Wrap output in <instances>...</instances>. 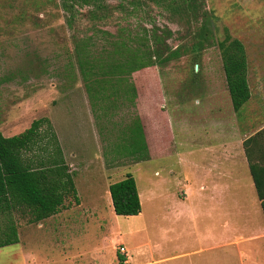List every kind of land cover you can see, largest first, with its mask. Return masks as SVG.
I'll list each match as a JSON object with an SVG mask.
<instances>
[{
  "label": "rangeland",
  "instance_id": "rangeland-1",
  "mask_svg": "<svg viewBox=\"0 0 264 264\" xmlns=\"http://www.w3.org/2000/svg\"><path fill=\"white\" fill-rule=\"evenodd\" d=\"M200 26L214 43L195 53L190 45ZM154 29L169 32L166 44L182 52L177 60L155 68L160 99L144 97L146 92L132 98L122 84L120 89H84L78 65L97 66L98 58L140 47L136 38ZM223 29L245 52L250 96L235 113L215 44L223 38ZM142 115L148 117L146 134L151 136L148 149L136 152L137 147L128 144L129 126ZM41 118L55 132L81 203L93 192L105 193L109 200L106 183L125 173L135 181L140 215L116 216L109 207L98 220L102 231L90 223L85 239L76 238L83 244L100 243L105 258H111L120 241L117 231L138 228L143 229L139 236L150 235L146 190L152 180H168L173 190L192 181L190 186L196 188L195 180H204L206 172L211 180L209 171L225 169L223 179L233 181L230 191L237 194L233 217L238 221L242 205L256 202L240 144L264 132V0H0V134L17 135ZM217 130L218 144L232 140L230 155L215 148ZM144 138L139 136L138 143ZM258 214L262 222L259 209ZM25 219L15 216L19 227L26 225ZM207 224L203 218L197 221V226ZM12 248H3L0 257ZM230 248L179 264H264V238L240 244V256Z\"/></svg>",
  "mask_w": 264,
  "mask_h": 264
},
{
  "label": "crops",
  "instance_id": "crops-1",
  "mask_svg": "<svg viewBox=\"0 0 264 264\" xmlns=\"http://www.w3.org/2000/svg\"><path fill=\"white\" fill-rule=\"evenodd\" d=\"M91 86L88 85V87ZM84 89L86 90L87 87ZM151 90H147L144 97L156 95ZM157 98L160 99L161 96ZM139 121L142 122L139 125L140 128L145 129L143 142L138 143L139 136L133 134H131V141H128L129 145L137 147L136 152L148 149V138L151 136V132L146 134L148 117L144 115L134 119V122L133 120L130 122L131 131L134 132L135 128L139 127L137 125ZM219 135L217 130L214 133L217 144L215 148L220 150L221 155H230L231 152H234L228 149L232 140L228 138L218 144ZM257 139L259 142V163L264 165V132H259ZM242 142L240 147L245 158ZM62 154L65 160L63 151ZM132 154L135 155L134 152ZM133 158L143 159L136 156ZM229 167L230 164L227 165V168ZM209 173L211 180H208L206 172L204 180H195L196 188L190 186V183L194 185L192 181L188 182V185L184 183L180 189L173 190L169 188L168 180H152L146 190L148 215L149 213L151 215L147 226V229L150 230L147 232H150V235L147 233L146 237L139 236L143 229L138 228H125V231H117L120 241L114 244L113 255L108 259L105 258V251L100 249L102 248L100 243L83 244V241H79L81 239L76 238L83 236L82 239H85L90 223L97 224L93 227L102 231L98 220L103 218L102 215L106 211H109L110 198L107 200L105 193L101 195V192H93L88 196V202L81 203L74 185L78 203L74 205L72 202L70 204L66 201L64 202L66 207L60 209L55 215L37 224L18 227V242L3 247L14 248L4 252V256L0 257V264H114L113 260L116 264H120L121 261L124 262L122 264H179V260L229 247L234 255L240 256V244L253 243L264 238V222L263 218L261 222L258 214V209L260 211L259 201L256 198V202L251 203L252 205L250 203L247 206L242 205V218L235 222L233 211L238 208V205L234 203L237 194L230 191V184L233 181L223 179L227 175L225 169L217 168L214 173L210 171ZM109 184L110 182L106 183L104 191L107 190ZM139 203H141L140 198ZM140 214L141 209L135 216ZM201 218L207 220L208 224L197 226V221ZM126 237H130L132 240L128 242L125 240ZM75 240L79 243L76 244ZM118 247H123V254L118 253ZM3 248H0V253ZM127 252H131V256H128Z\"/></svg>",
  "mask_w": 264,
  "mask_h": 264
},
{
  "label": "trees",
  "instance_id": "trees-1",
  "mask_svg": "<svg viewBox=\"0 0 264 264\" xmlns=\"http://www.w3.org/2000/svg\"><path fill=\"white\" fill-rule=\"evenodd\" d=\"M169 34H158L155 29L150 34L144 32L136 38L140 47L133 50L125 48L123 53L98 58L97 66L78 65L83 86H119L117 88L120 89L122 84L123 92L131 93L132 98L137 94L145 95L151 89L160 97L157 91L160 88L159 76L155 68L164 67L182 56L178 46L171 48L166 44L165 36ZM194 37L190 48L195 53L214 43L203 26L198 28ZM215 44L230 107L235 113L250 96L244 48L237 39L230 37L226 29H223V38ZM118 45L124 47L125 44L121 42ZM144 133L145 129L142 130L140 126L131 131V134L138 136ZM258 135L245 139L242 147L264 222V165L259 163ZM107 191L114 215L131 217L140 212L135 181L129 173L110 183ZM65 199H70L74 205L78 203L72 172L68 169L49 121L42 118L33 120L26 129L11 137L0 134V216L3 218L0 248L18 242L19 224L15 216H25L26 224H37L64 209Z\"/></svg>",
  "mask_w": 264,
  "mask_h": 264
},
{
  "label": "built area",
  "instance_id": "built-area-1",
  "mask_svg": "<svg viewBox=\"0 0 264 264\" xmlns=\"http://www.w3.org/2000/svg\"><path fill=\"white\" fill-rule=\"evenodd\" d=\"M117 251H118L119 254H123L124 249H123V247H118V248H117ZM122 263H124V262L121 261L120 264H122Z\"/></svg>",
  "mask_w": 264,
  "mask_h": 264
}]
</instances>
